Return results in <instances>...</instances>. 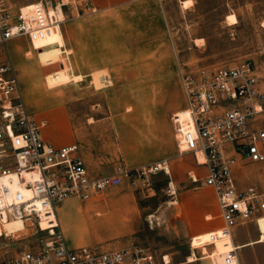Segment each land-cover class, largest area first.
I'll return each mask as SVG.
<instances>
[{
  "label": "rangeland",
  "instance_id": "rangeland-1",
  "mask_svg": "<svg viewBox=\"0 0 264 264\" xmlns=\"http://www.w3.org/2000/svg\"><path fill=\"white\" fill-rule=\"evenodd\" d=\"M5 1L12 12L41 1L64 12L62 57L79 79L66 77L61 85L57 77H46L53 65L39 61L41 49L33 46L32 35L56 27L8 42L24 100L38 120L47 121L42 137L58 145L78 142L93 175L157 161L170 166V174L136 182L123 177L90 199H66L58 217L70 244L101 249L141 244L168 254L170 264L218 263L201 248L188 260L192 237L199 230L208 236L223 223L215 191L202 180L206 169L194 153L180 149L173 114L187 105L182 80L187 70L249 60L264 88V0H190L186 8L182 0H127L113 10H105L103 0ZM229 14L236 16L235 25L226 20ZM239 168L240 187L251 181L264 186L263 164ZM237 229L236 243L259 235L255 221ZM32 231L1 235L0 255L15 253L33 238L23 236ZM206 242L212 251L215 246ZM247 249L238 251L242 264H264V244Z\"/></svg>",
  "mask_w": 264,
  "mask_h": 264
},
{
  "label": "built area",
  "instance_id": "built-area-1",
  "mask_svg": "<svg viewBox=\"0 0 264 264\" xmlns=\"http://www.w3.org/2000/svg\"><path fill=\"white\" fill-rule=\"evenodd\" d=\"M60 22L58 11L51 13L42 1L12 12L0 0V236L33 230L23 235L33 238L15 253L0 255V264H170L168 254L141 244L107 249L72 245L60 225L58 208L70 197L90 199L118 186L123 177L136 182L171 171L167 161H157L93 175L78 142L56 145L42 137L47 121L38 120L24 100L8 42ZM182 80L187 105L173 114L174 132L181 151L194 153L204 166L203 183L216 194L223 225L210 232L209 245L218 240L230 241L228 245L236 242V228L264 216V186L252 182L240 187L237 181L239 167L264 165L262 80L249 60L187 70ZM14 220L23 226L9 233L5 225ZM236 247L231 245L214 264H237Z\"/></svg>",
  "mask_w": 264,
  "mask_h": 264
},
{
  "label": "crops",
  "instance_id": "crops-1",
  "mask_svg": "<svg viewBox=\"0 0 264 264\" xmlns=\"http://www.w3.org/2000/svg\"><path fill=\"white\" fill-rule=\"evenodd\" d=\"M123 1H127V0H103V3H104L103 8L105 10H113L114 8H118V7L125 5L122 3ZM183 1L185 0L181 1L182 4H183ZM39 34L41 35H38V33H35V35L34 34L32 35L33 36L32 43L35 48L41 49L38 53V57L42 65H45V66L53 65V67L48 68V72L46 74V77L48 78V80L54 77H57L59 83L62 85L63 83H61V81H64L65 83L66 77H68L69 79L70 77L73 76V77H77L76 79H79L80 76H76L75 74L69 72L70 67L66 65V63L63 60L62 54L64 52V49L62 46L64 44V40H63L62 30L59 28V26H56L55 30L53 31L39 33ZM118 40H121V38L119 37V38L114 39L115 42H117ZM68 82H70V79L68 80ZM56 87H59V86H56ZM56 87H51V88H56ZM252 182L253 181L249 183H252ZM82 216L85 217V213ZM262 222L264 226V219L262 220ZM257 225L259 227V235L256 239L251 240V241H246L243 243L233 242L228 245H226V243L230 241L225 242V241L220 240L216 243L212 251H209L208 248L204 246V245H207V242H206V238H208L207 232H201L202 230H199V232L196 235H194L191 239V242H192L191 243V255L188 257V260L192 262L194 259H196V249L197 248H201L204 254H208L209 256L214 257L215 259H217L218 263H220L222 261L221 254L224 251H226L231 245H237L238 247L236 248H238V251L239 252L241 251L243 253L244 250H246L248 246H251L254 244H264V230L261 229V225L258 222H257ZM237 234H238V229L236 228L234 232V240H235V237H237ZM247 252H248V249L246 250V253L243 254V256L247 255ZM239 263L242 264L241 259Z\"/></svg>",
  "mask_w": 264,
  "mask_h": 264
},
{
  "label": "bare ground",
  "instance_id": "bare-ground-1",
  "mask_svg": "<svg viewBox=\"0 0 264 264\" xmlns=\"http://www.w3.org/2000/svg\"><path fill=\"white\" fill-rule=\"evenodd\" d=\"M189 4H191L190 3V0H185V1H183V6L186 8ZM29 5L30 4H27V5H24L23 7H22V9L23 8H27V7H29ZM55 10H57L58 11V16H61V17H63L64 16V12L62 11V8L60 7V5L58 6V8L57 9H55V8H52V9H49V11H51V13H55V12H57V11H55ZM66 15V14H65ZM231 18V19H230ZM60 19H62V18H60ZM227 21H228V23L229 24H233V25H235L236 23H237V19H236V16L234 15V14H229V15H227V19H226ZM262 24H263V26H264V19L262 20ZM199 40V39H198ZM200 42V41H199ZM179 111H182V110H179ZM199 160H200V162L202 161V158L201 157H199ZM193 173V172H192ZM264 219V216H262V217H259L258 219H257V222L261 225V229L262 230H264V226H263V222H262V220ZM22 226H23V224H22V221L21 220H14V221H11V223H8V224H6L5 225V228L8 230V232L9 233H11V231H17V230H19L20 228H22ZM213 230V229H212ZM216 230V229H215ZM209 235V234H208ZM218 241H220V240H218ZM217 241V242H218ZM216 242V243H217ZM238 264H240L239 263V261L237 262Z\"/></svg>",
  "mask_w": 264,
  "mask_h": 264
},
{
  "label": "snow or ice",
  "instance_id": "snow-or-ice-1",
  "mask_svg": "<svg viewBox=\"0 0 264 264\" xmlns=\"http://www.w3.org/2000/svg\"><path fill=\"white\" fill-rule=\"evenodd\" d=\"M231 19V18H230Z\"/></svg>",
  "mask_w": 264,
  "mask_h": 264
}]
</instances>
